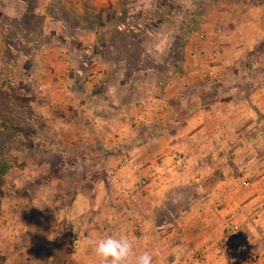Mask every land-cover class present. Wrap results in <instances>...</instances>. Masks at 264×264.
Returning <instances> with one entry per match:
<instances>
[{
  "label": "crops",
  "instance_id": "obj_1",
  "mask_svg": "<svg viewBox=\"0 0 264 264\" xmlns=\"http://www.w3.org/2000/svg\"><path fill=\"white\" fill-rule=\"evenodd\" d=\"M37 1L34 6L30 0H15V20L30 34L56 35L64 26L45 10L46 0ZM241 2L244 9L231 13L219 32L222 56L236 52L234 59L221 62L225 75L199 83L187 100V118H180L174 104L178 77L171 76L165 80L171 93L157 94L161 103L141 105L144 122L139 128L130 116L123 124L93 119L90 126H60L66 133L90 131L83 140L77 133L70 138L65 134L56 144L75 169L84 159L95 158L120 167L105 171V177L93 170L81 174L65 202L61 198L43 206V231L36 228L42 225L39 216L36 223L28 220V226L36 228L30 230L27 245L37 264L36 251H42V264H101L89 241L120 234L133 243L135 255L152 254L153 264H198L195 254L204 249V264H229L211 250L229 222L253 226L235 264H264V216L259 213L264 211V0ZM51 44L45 41L39 49L47 50L50 61L55 59L49 53ZM107 60L115 70L109 81L115 84L112 89L122 87L123 95L132 97L134 89L148 81L139 63ZM178 64L173 61L172 67ZM157 77L158 88L164 87ZM93 105L89 109L94 118L98 109ZM153 109L152 125L148 113ZM127 112L132 113L131 107ZM247 179L249 185L244 184ZM249 254L257 259L250 261Z\"/></svg>",
  "mask_w": 264,
  "mask_h": 264
},
{
  "label": "rangeland",
  "instance_id": "obj_2",
  "mask_svg": "<svg viewBox=\"0 0 264 264\" xmlns=\"http://www.w3.org/2000/svg\"><path fill=\"white\" fill-rule=\"evenodd\" d=\"M37 3L30 0L34 6ZM244 5L241 0H46L45 10L64 26L50 35L27 32L15 20V0H0V264H37L27 244L30 230L44 229L43 206L61 198L65 202L81 174L93 170L105 177V171L120 167L95 158L84 159L75 169L56 144L65 134L70 138L77 133L83 140L90 131L66 133L60 126H90L93 119L123 124L130 116L131 123L139 128L144 122L139 116L141 105L161 103L157 94L171 93V85L167 88L165 83L171 76L178 77L173 90L178 91L179 98L174 104L180 118H187V100L198 91L199 83L224 74L219 69L221 62L234 59L236 52L222 56L219 32L229 23L231 13L244 9ZM128 9L132 16L126 15ZM92 28L96 32L90 36ZM50 40L52 61L46 59L47 50H39ZM108 58L139 63L148 81L138 85L132 97L123 95L122 87L112 89L115 84L109 81L114 67ZM173 61L179 64L172 67ZM157 74L164 87L158 88ZM92 102L98 109L94 118L89 109ZM130 107L132 113L125 115ZM154 111L148 113L152 125ZM259 213L264 216V211ZM37 216L42 225L29 227L28 220L36 223ZM238 223L242 225V243L248 242L253 226ZM225 232L226 227L216 245ZM241 248L239 244L231 256L217 257L235 264ZM204 250L192 253L198 264L207 262ZM36 254L41 262L42 251Z\"/></svg>",
  "mask_w": 264,
  "mask_h": 264
},
{
  "label": "clouds",
  "instance_id": "obj_3",
  "mask_svg": "<svg viewBox=\"0 0 264 264\" xmlns=\"http://www.w3.org/2000/svg\"><path fill=\"white\" fill-rule=\"evenodd\" d=\"M101 264H153L148 252L135 255L133 243L124 235H110L89 241Z\"/></svg>",
  "mask_w": 264,
  "mask_h": 264
},
{
  "label": "built area",
  "instance_id": "obj_4",
  "mask_svg": "<svg viewBox=\"0 0 264 264\" xmlns=\"http://www.w3.org/2000/svg\"><path fill=\"white\" fill-rule=\"evenodd\" d=\"M245 185L250 184V179L244 181ZM242 225L238 222H231L226 226L225 236L217 246H215L213 252L216 256H231L234 254L236 247L242 244ZM249 260L255 261L256 255L249 254Z\"/></svg>",
  "mask_w": 264,
  "mask_h": 264
}]
</instances>
